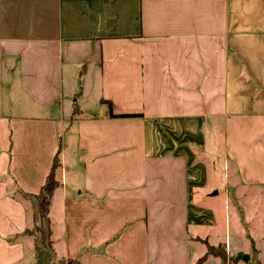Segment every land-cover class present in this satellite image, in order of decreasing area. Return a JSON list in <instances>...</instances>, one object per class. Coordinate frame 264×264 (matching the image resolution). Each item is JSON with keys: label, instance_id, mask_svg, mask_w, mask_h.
<instances>
[{"label": "crops", "instance_id": "obj_1", "mask_svg": "<svg viewBox=\"0 0 264 264\" xmlns=\"http://www.w3.org/2000/svg\"><path fill=\"white\" fill-rule=\"evenodd\" d=\"M58 150L35 222L16 190ZM205 243L264 264V0H0V264H197Z\"/></svg>", "mask_w": 264, "mask_h": 264}, {"label": "trees", "instance_id": "obj_2", "mask_svg": "<svg viewBox=\"0 0 264 264\" xmlns=\"http://www.w3.org/2000/svg\"><path fill=\"white\" fill-rule=\"evenodd\" d=\"M109 105V104H108ZM109 110L111 109V106H108ZM110 117H115V115H112V113H109ZM59 153L60 150L57 151V153L55 154L53 161H52V165L51 168L49 170V173L46 176L45 182L42 185V187L40 188V191L38 194H28V193H24L21 192L20 190H16V194L21 198V199H34L37 204H38V218L40 220L44 219L47 216L48 210H49V201L51 198V195L53 193V190L55 188H57V186L59 185V182L56 179V173L57 170L60 167V158H59ZM13 198H17L15 195H12ZM26 233L28 234H32V230H27ZM206 245V255H215V256H219L217 255V251L216 248H214L213 246L205 243ZM220 253V252H219ZM222 259V263L225 264V260H226V256H225V251L222 250V253H220L219 256Z\"/></svg>", "mask_w": 264, "mask_h": 264}, {"label": "rangeland", "instance_id": "obj_3", "mask_svg": "<svg viewBox=\"0 0 264 264\" xmlns=\"http://www.w3.org/2000/svg\"><path fill=\"white\" fill-rule=\"evenodd\" d=\"M65 104H67V102L65 103ZM71 104L72 103H70L69 105L71 106ZM94 103H92V102H89L88 103V105L89 106H91V105H93ZM75 108H77V105L76 104H74L73 105ZM72 106V107H73ZM96 111V110H95ZM94 111V112H95ZM214 182V181H213ZM217 185L218 186H220V184L219 183H217ZM210 188H208V189H211L212 187L211 186H209ZM221 189H222V187H220ZM216 190H213L211 193H213V192H215ZM212 207H213V209L216 211V213H217V215H218V218H219V225H221V226H223V222H224V217H225V215L227 214V213H229L230 212V209H229V212H227V210H226V207L224 208V202H223V197H222V195L221 196H217L216 198H215V200L214 201H212ZM230 215L232 216L233 215V213H232V211L230 212ZM36 221H38V222H40V219L38 218V214H37V218H35V222ZM35 222L32 224L33 226H32V228L30 229V230H32V232H33V234L35 233V232H37L38 234L36 235L37 236V239H39V241H38V243L40 244L41 243V241H42V243H43V245L45 246V244H44V241H46L45 239V235H44V232L43 231H41L40 230V223H38V225L36 226V224H35ZM40 239H41V241H40ZM208 244V243H207ZM46 247V246H45ZM214 248H216V251H217V255H219L220 256V253H222V250L224 249V246H223V244H220V245H215L214 246ZM43 249V247L41 246V248H39V251L41 250V251H43L42 250ZM44 250H45V248H44ZM220 252V253H219ZM47 252H45L44 251V253L43 252H40L39 253V260H37L36 261V263H34V264H42V261L45 259V254H46ZM219 256H215V255H204L203 257H201L200 258V260L197 262V264H202L204 261H206L207 260V258H209V257H215L217 260H216V262L217 263H219V264H223L222 263V259L219 257ZM226 256V255H225ZM232 257H234V258H236V259H239V255H237V254H235V255H233ZM228 258L226 257V260H227ZM226 260H225V262H226ZM254 260H255V255H254V253L252 254V250H250V256H249V259H248V261L246 260L245 261V263L244 264H256L255 262H254ZM230 264H231V262H233V260H232V258H230ZM208 264H210V263H208ZM211 264H215V262H211ZM225 264H229L228 263V260H227V263H225ZM240 264H243V263H240Z\"/></svg>", "mask_w": 264, "mask_h": 264}, {"label": "water", "instance_id": "obj_4", "mask_svg": "<svg viewBox=\"0 0 264 264\" xmlns=\"http://www.w3.org/2000/svg\"><path fill=\"white\" fill-rule=\"evenodd\" d=\"M214 194H215V192H214ZM241 259H242V260H244V261H246V259H247V256H245V255H242V256H241Z\"/></svg>", "mask_w": 264, "mask_h": 264}]
</instances>
